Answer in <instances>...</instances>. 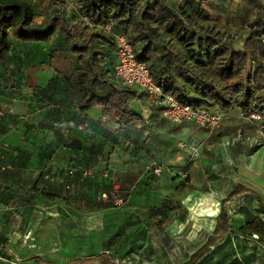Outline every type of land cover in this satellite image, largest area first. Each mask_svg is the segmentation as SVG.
Here are the masks:
<instances>
[{
    "label": "crops",
    "instance_id": "0c3cea01",
    "mask_svg": "<svg viewBox=\"0 0 264 264\" xmlns=\"http://www.w3.org/2000/svg\"><path fill=\"white\" fill-rule=\"evenodd\" d=\"M166 1L178 6L183 0ZM196 1L212 19L229 26L246 28L253 15L248 0H241L236 6L233 0ZM10 38L12 47L6 52V57L13 69L12 83L0 63V104L12 109L0 122V200L5 202V211L10 209L7 208V199L16 200V212L21 216L12 241L0 245L4 256L13 257L10 264H100L99 260L89 257L102 253L110 255L114 264L139 259L149 247V241L140 245L133 243L132 253L119 262L132 245L118 243V232L127 222L126 216L141 222L135 209H139L142 215L150 212L155 215L159 205L163 213L153 221L156 220L160 227L167 226L164 223L171 205L177 212L168 225L170 233L186 226L187 216L198 226H209L210 233L200 249L217 228L222 201L238 185L251 192L227 203L234 230L213 250L225 244L230 235L236 234V230L246 224L245 211L235 217L234 202L251 199L257 206V213L258 198L264 200L262 121L246 118L236 108L224 112L226 117L214 133L187 123L172 129V123L165 121L146 100H135L139 110L132 107L134 102L130 108L143 121L119 131L116 119L108 110L95 107L80 112L67 81V77H72L75 63L67 57V43L60 32L46 44L22 43L12 32ZM104 51V75L117 83L114 74L116 48L113 43L105 42ZM55 61H58V67ZM141 106L150 107V111L142 113ZM195 129L206 134L195 140ZM238 131L244 132L247 139H253L249 145L245 143L244 133L242 141L228 145ZM178 135L184 137V142L176 139ZM180 143L186 144V148H180ZM192 145L199 149L196 158H191ZM190 160L194 161L188 164ZM153 163L163 166L160 177L148 170ZM183 166L188 167V174H191L189 188L181 186L183 180L174 178L179 176L178 169ZM69 170H74L75 175L68 176ZM86 171L90 174L84 175ZM113 173L121 184L119 195L125 199V204L129 197L130 207L135 209L127 208L118 213L117 209L106 208L97 200L100 193L111 190L112 182L107 175ZM45 174L62 177L65 183L47 181ZM195 174L197 177H193ZM201 176L205 177L202 184L197 181ZM258 180H261L259 185ZM175 195H183L179 205L170 200ZM205 201H210L208 206ZM203 205L207 208L211 205L214 210L209 213H206L207 209L202 210L204 214L201 217L200 209L196 207ZM178 207L188 213H182ZM87 214L88 220L95 216L92 221L97 220L101 225L99 230H95L94 225L85 227L86 233L95 237L88 240L83 226L76 225L74 221ZM114 223H118L119 228H112ZM5 226L0 224V231ZM238 236L241 241L256 246L261 254L260 261H264L263 246ZM142 245L139 250L137 247ZM119 247L122 252L118 253Z\"/></svg>",
    "mask_w": 264,
    "mask_h": 264
},
{
    "label": "trees",
    "instance_id": "16d2710c",
    "mask_svg": "<svg viewBox=\"0 0 264 264\" xmlns=\"http://www.w3.org/2000/svg\"><path fill=\"white\" fill-rule=\"evenodd\" d=\"M69 1L76 5L77 15L73 17L76 16L77 29H83L81 36L71 26L65 0L50 4L40 24L34 22L37 13L29 1L0 0V63L11 83L13 69L6 57L12 47L11 32L15 39L25 44L49 43L60 32L67 43V57L76 58L72 77H67V81L80 112L95 107L108 110L116 119L118 130L123 131L143 121L130 108L138 98L131 89L107 78L102 69L106 59L104 43H113L115 47L114 34H124L132 42L137 60L147 66L163 93L193 109L216 108L225 112L238 108L246 118L255 113L264 124V65L258 68L254 80L249 74L243 77L248 54L237 51L225 40L231 33H248L245 49L253 50L264 62V0L248 1L254 11L246 28L212 19L196 0H183L178 6L166 0ZM261 1L263 7L257 9ZM85 20L93 26H88ZM108 22L113 23L112 32L104 29ZM189 183L191 176L187 175L181 186ZM249 192L250 189L238 185L222 201L215 232L184 264H199L214 247L225 241L234 230L226 205ZM258 200V217L236 233L264 247V219L260 217L264 216V200ZM176 216L171 205L164 224L169 225ZM114 224L112 228H119L118 223ZM110 257L102 253L89 258L99 260L100 264H114Z\"/></svg>",
    "mask_w": 264,
    "mask_h": 264
},
{
    "label": "rangeland",
    "instance_id": "374dc122",
    "mask_svg": "<svg viewBox=\"0 0 264 264\" xmlns=\"http://www.w3.org/2000/svg\"><path fill=\"white\" fill-rule=\"evenodd\" d=\"M27 1H32L31 3H33L37 9L36 10L37 17L35 18V21H34L37 24H39L40 21L42 22L44 20L45 15L48 11V6L50 4H53V3L57 4L58 2H60V0H27ZM65 1H66V10L68 13L69 21L71 22V26L76 30L79 36H81L83 33V29L81 30L79 28L77 29V24H76L77 22L75 21L76 16L73 17L74 15H77L76 5L72 1H69V0H65ZM240 2L241 0H233V4L235 6L239 4ZM262 7H263V1H261L259 6L256 8L262 9ZM85 22L88 26H91V27L93 26L90 24V22H88V20H85ZM248 35H249L248 33H231L225 36V40L230 45H232L237 51H240V52L246 51V53L248 54V62H247V67L243 71L242 75L243 77H246L249 74L254 80L256 73L258 71V68L263 67L264 62L257 56V54L253 52V50L245 49V44H246L245 40L248 38ZM75 59H76L75 57H72L73 61H75ZM55 65H57L58 67V61H55ZM262 97L264 98V93L262 94ZM132 107L134 109L136 108L137 110H139V108L136 107V102L132 104ZM170 125H171L170 128L172 129H178L181 126H185L182 124H170ZM195 131H196L195 133L196 137L194 138L195 140H200V138L203 137L204 134H206V132H201L200 130L198 131L195 129ZM238 133L239 131L235 134L234 137H236ZM176 139L178 141L181 140L182 142H184L185 140L184 137H182L181 135H178ZM244 139H245L246 144H248L249 141L253 140V139L251 140L247 139V137L245 136V133H244ZM175 144H177V142ZM193 161L194 160L188 161V164H191V162ZM188 169H189L188 167L183 166L182 168L178 170H180V172L188 174ZM196 175L197 174H195L193 177H197ZM174 178L175 179L179 178L181 180L185 179L180 176H177ZM204 179L205 177L201 176V178L197 179V181L201 182L202 184L204 182ZM193 180L194 178H192V182ZM257 183H258L257 185L261 184V180H258ZM191 184H188L186 187L189 188ZM133 194L134 193H132L131 195ZM182 196L183 195L181 196L175 195V196H172L170 200H172L174 204L179 205L180 204L179 201H181ZM16 203H17L16 200L7 199L6 201L7 208L8 209L10 208V209L5 211V207H4L5 202L3 200H0V224H3L4 226L6 225L5 227H2V230L0 231V245L4 246V245H7L9 241H12L13 239L12 237L14 235V229L17 227V225L21 221L20 214L16 212V209H17L15 207ZM205 203H206L205 205L208 206L210 201H205ZM205 205H203L204 207L202 206L196 207V209H200L201 217L204 214L202 210H205V209L209 210L206 213H209L211 210H214V208L211 207V205L208 208L207 206L205 207ZM255 207L257 206L253 204V200L245 199V200L234 202L233 211L235 210L234 212H237L235 214L236 218L239 217L238 215L239 213H241L242 211H245V223H247L248 221H250L251 219L255 217L254 215H258L255 212ZM127 208L135 209L134 207H130L129 197H128L127 204H125L122 208L117 209V212L122 213L120 211L127 209ZM28 209L29 208H27L26 210ZM161 209L162 208L159 205V209L157 212H155V215H152L151 212L146 213V215H142L139 209H135L140 217V221H141L140 223L136 222L135 218L133 217H129V216L124 217L125 220L126 218L128 219H127V222L122 225L121 227L122 229H120L118 232L119 233L118 243L120 242L121 244H123V246L130 245L131 247L132 245V247L127 251L126 254L123 255V257L119 259V262H122L125 259V257L129 256L130 253H132V251L134 250L133 243L134 244L137 243L140 245L141 242L146 243L148 240L149 247L146 248L142 257L140 256L139 259L132 258L131 259L132 261L127 260L126 264H183L201 246V244L204 242V240L210 233L207 228L209 226L207 225L198 226L194 224L190 220V218H188V216L187 217L185 216L186 219L189 220L186 226L184 227L180 226V229L182 227L181 230L178 228L175 233H170L168 232V228H169L168 225L165 227H160L155 223L156 220L155 222L153 221V219L155 218L158 219L157 216L163 213L162 212L163 209L162 210ZM178 209H180L182 213L183 212H185L186 214L188 213V211L185 209L183 210L182 208H179V207ZM150 215H151V218L149 219ZM251 215H253L254 217L251 218L250 217ZM88 216L89 215L87 214V216H83V218H78L76 220L74 219L76 225L83 226L82 229L83 231H85V236L87 240L95 238V237L92 236L91 234L86 233V231L88 230L87 229L84 230L85 227H90L94 225L95 230H99V228L101 227L100 222H98L97 220H94V222L92 221L95 218V216L90 217L91 218L90 220H88L89 218ZM261 218L264 219V216H261ZM7 235H9V237L6 238ZM143 245L137 248L142 249ZM255 247L256 246H253V245L247 244L246 242L241 241V239H239L238 234L236 233V234H233L232 236L230 235L228 238V241L225 244L215 248L199 264H264V261H260L259 257L261 256V254L258 253ZM117 251L118 253L120 251L122 252V248L120 247L117 248ZM4 255L5 253L0 252V262L10 264L9 261L10 259L12 260L13 257L4 256Z\"/></svg>",
    "mask_w": 264,
    "mask_h": 264
},
{
    "label": "built area",
    "instance_id": "2783aa9c",
    "mask_svg": "<svg viewBox=\"0 0 264 264\" xmlns=\"http://www.w3.org/2000/svg\"><path fill=\"white\" fill-rule=\"evenodd\" d=\"M113 23L108 22L104 25V29L112 32ZM114 43L116 48L117 61L114 69V74L117 81L125 88L131 89L135 92L138 100H146L150 106L158 110L160 116L167 122L172 124H194L197 127L214 133L220 129L224 118L226 117L224 111L219 109H193L190 106L182 105L173 96L165 94L155 84L147 66L137 60L133 44L124 34H114ZM142 113L146 114L150 111V107L141 106ZM12 109L0 104V122ZM254 121H262L257 114H252L248 117ZM243 140V133H238L233 141L228 145H233L237 141ZM186 144L180 143L179 147L184 149ZM199 156V149L196 145L191 146V158ZM148 170L154 175L160 177L163 173V166L159 163H153ZM90 174L86 171L84 175ZM75 171L69 170L68 176H74ZM187 173L179 172V176L186 178ZM111 182L112 188L109 191L102 192L98 195L97 200L101 202L106 208L120 209L125 205V199L119 195L121 192V184L115 173L107 175ZM44 179L50 182L65 183V179L50 174H45ZM67 188L69 186L67 185Z\"/></svg>",
    "mask_w": 264,
    "mask_h": 264
}]
</instances>
